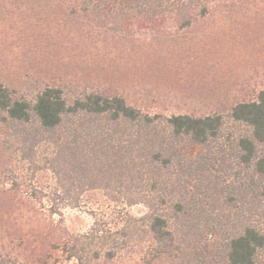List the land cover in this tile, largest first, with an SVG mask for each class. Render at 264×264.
<instances>
[{"label":"trees","instance_id":"16d2710c","mask_svg":"<svg viewBox=\"0 0 264 264\" xmlns=\"http://www.w3.org/2000/svg\"><path fill=\"white\" fill-rule=\"evenodd\" d=\"M7 2L134 55H147L166 24L178 34L213 18L264 19V0ZM0 136L24 163L0 180L4 204L51 217L82 207L93 215L88 231L62 243L74 264H87V244L112 257L142 236L169 264H264V88L227 110L166 115L100 88L18 93L0 81ZM90 193L105 206L89 207ZM134 205L143 213L130 214ZM0 264L20 263L0 255Z\"/></svg>","mask_w":264,"mask_h":264},{"label":"rangeland","instance_id":"374dc122","mask_svg":"<svg viewBox=\"0 0 264 264\" xmlns=\"http://www.w3.org/2000/svg\"><path fill=\"white\" fill-rule=\"evenodd\" d=\"M16 6L0 0V81L18 93L46 85L67 91L100 88L146 112L201 115L227 110L264 88V19L213 18L194 32L178 34L166 24L147 55L145 50L134 55L129 49H109L112 41L103 44L71 31L74 24L58 26L52 14L44 22L37 8ZM17 164L24 163L0 136L1 182ZM85 198L91 208L105 206L98 193ZM3 202L0 196V255L20 264H74L62 243L71 244L75 235L91 227L93 215L85 207L66 208L62 217H51L22 213ZM127 210L140 215L144 208L134 205ZM154 246L149 236L132 238L108 257L104 249L97 254L98 247L87 244V264H169L167 255L156 256Z\"/></svg>","mask_w":264,"mask_h":264}]
</instances>
